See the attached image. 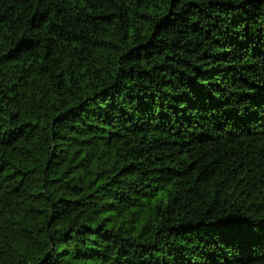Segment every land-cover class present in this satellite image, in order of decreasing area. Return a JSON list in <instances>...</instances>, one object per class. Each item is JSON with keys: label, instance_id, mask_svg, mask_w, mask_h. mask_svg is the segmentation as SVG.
Instances as JSON below:
<instances>
[{"label": "trees", "instance_id": "obj_1", "mask_svg": "<svg viewBox=\"0 0 264 264\" xmlns=\"http://www.w3.org/2000/svg\"><path fill=\"white\" fill-rule=\"evenodd\" d=\"M0 264H264V0H0Z\"/></svg>", "mask_w": 264, "mask_h": 264}]
</instances>
